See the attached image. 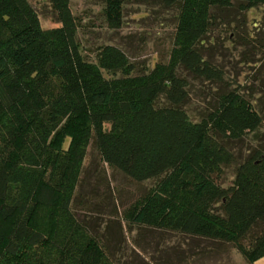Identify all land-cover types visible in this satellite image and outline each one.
Wrapping results in <instances>:
<instances>
[{
    "label": "trees",
    "instance_id": "obj_1",
    "mask_svg": "<svg viewBox=\"0 0 264 264\" xmlns=\"http://www.w3.org/2000/svg\"><path fill=\"white\" fill-rule=\"evenodd\" d=\"M48 1L56 23L43 26L29 0H0V264H130L73 205L91 143L110 168L155 179L123 208L127 227L230 244L253 264L264 255V142L245 155L236 144L261 136L264 109L232 85L208 39L233 19L247 43L246 11L264 0H142L175 11V26L168 57L141 67L109 41L88 58L71 0ZM127 1L102 0L110 28ZM191 79L216 85L197 118L185 108Z\"/></svg>",
    "mask_w": 264,
    "mask_h": 264
},
{
    "label": "rangeland",
    "instance_id": "obj_2",
    "mask_svg": "<svg viewBox=\"0 0 264 264\" xmlns=\"http://www.w3.org/2000/svg\"><path fill=\"white\" fill-rule=\"evenodd\" d=\"M29 1L38 11L43 26L56 23L48 0ZM102 6V0H71L72 11L80 18L78 37L83 44V53L88 58L94 57L96 44L105 41L122 47L140 67L150 66L154 61L168 57L175 11L142 0H129L123 5L121 27L113 29L106 23ZM235 24L237 21L233 19L229 23L218 24L210 33L208 43L214 46L215 57L223 64L232 85L246 94L253 104L264 109V53L260 45L264 35V6L251 7L246 11V21L240 31L247 38V43L239 44L237 41V32L233 33ZM189 87L190 96L185 108L191 117L197 118L210 104L216 85L202 79H191ZM259 134L260 137L253 132L246 134L237 142L236 151L240 149L245 155L260 140L264 142V123ZM232 170L231 167L226 168L222 174L224 185L231 182ZM154 182V178L137 182L121 171L110 168L100 159L91 143L73 205L77 215L89 221L93 231L102 234L105 243L113 244L115 256L127 263L138 262L135 257L138 255L133 252H141L147 264H247L237 248L230 244L200 241L198 247L202 243L213 249L211 254L206 253L204 256L193 249L197 243L184 235L159 231L150 236L138 234L135 228L127 227L121 217L123 208L147 191ZM107 224H110L109 228ZM114 227L116 230L113 231ZM175 246L179 247L181 255L167 256L164 250Z\"/></svg>",
    "mask_w": 264,
    "mask_h": 264
},
{
    "label": "crops",
    "instance_id": "obj_3",
    "mask_svg": "<svg viewBox=\"0 0 264 264\" xmlns=\"http://www.w3.org/2000/svg\"><path fill=\"white\" fill-rule=\"evenodd\" d=\"M253 264H264V255L254 260Z\"/></svg>",
    "mask_w": 264,
    "mask_h": 264
}]
</instances>
